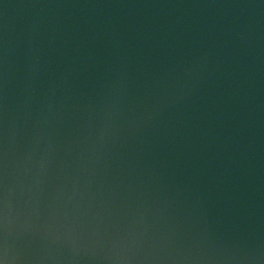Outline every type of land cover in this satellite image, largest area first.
Returning <instances> with one entry per match:
<instances>
[{
    "label": "water",
    "instance_id": "1",
    "mask_svg": "<svg viewBox=\"0 0 264 264\" xmlns=\"http://www.w3.org/2000/svg\"><path fill=\"white\" fill-rule=\"evenodd\" d=\"M0 264H264V0H0Z\"/></svg>",
    "mask_w": 264,
    "mask_h": 264
}]
</instances>
